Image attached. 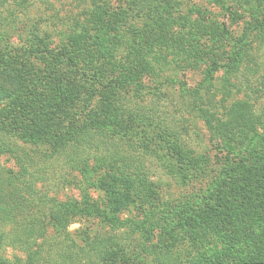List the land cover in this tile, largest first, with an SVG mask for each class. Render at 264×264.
Wrapping results in <instances>:
<instances>
[{"label":"rangeland","instance_id":"obj_1","mask_svg":"<svg viewBox=\"0 0 264 264\" xmlns=\"http://www.w3.org/2000/svg\"><path fill=\"white\" fill-rule=\"evenodd\" d=\"M134 1L0 0L2 46L15 53L26 47L30 49L32 44L37 46L43 39L45 47L51 41L54 49L62 42L60 35L65 39L79 32L78 55L85 61V73L94 74L89 66L91 57L112 48L117 50L122 64L132 68L134 63L127 62L125 55L133 53V45L148 52L157 32L155 29L148 32L144 18L119 21L124 13L138 11ZM167 3L175 18L167 31L168 38L175 40L174 48L184 46L191 53L178 57V64H173L168 72H161L158 78L154 73L146 76L143 99L134 98L131 91L110 95L116 108L111 113L112 127L138 147L137 155L147 167L150 193L130 196L126 182L120 181L124 196L110 194L106 187L110 172L96 168L95 152L73 153L63 163L43 167L38 187L42 188V194L62 204L74 202L81 208L89 204L93 206L91 209L103 211L110 221L96 211L75 215L47 210L42 220L47 230L39 243L45 246L43 249L53 248L58 254L62 246L70 247L78 255L72 254L77 264H159L161 261L215 264L217 259L223 264H239L247 257L251 259L248 261L263 262L264 222L260 217L263 218L264 210L259 209V204L264 205L260 177L264 169V49L259 33L264 29V0H243V3L169 0ZM253 8L262 14L253 16ZM134 12L129 16L133 17ZM151 51L158 54L155 46ZM239 52L245 56L234 63L231 58ZM174 59L171 57L169 61ZM214 63L220 68L213 67ZM214 68L217 72L209 87L204 80L207 71ZM2 77L10 79V74L2 72ZM154 81L164 85L158 99L153 93L148 94L155 86ZM73 91L82 101L89 93L82 87ZM105 96L98 94L91 100V107H96L92 112L99 111ZM15 98L0 100V110H14ZM239 103L243 107L237 113L231 108ZM83 105L88 111L86 119L96 116L90 113L88 102L76 103V107ZM209 115L228 123L232 131L219 130L217 121L208 124ZM150 116L159 123L157 126L149 120ZM80 121L81 126L84 121ZM69 122L70 118L66 119L61 127L70 128ZM61 127L58 132H62ZM242 132L248 140L239 137ZM168 141L179 147L180 161L177 162L174 151L166 148H162V153L169 162L152 156L154 149L165 147ZM50 150L48 147L47 151ZM90 150H96V146ZM84 164L88 165L86 170ZM2 165L17 169V162L8 156L2 157ZM177 172L180 174L176 175ZM239 173L256 177L239 181ZM224 194L236 211L237 224L233 232L226 231L227 239L223 234L214 235L208 224L199 221L201 213L211 216L207 198L211 195L222 198ZM257 197L261 199L256 200ZM226 204L225 201L221 211H228L229 208L223 209ZM59 224L65 227L59 229ZM95 248L118 254L114 260H103L96 252L94 255L91 252V256L89 250ZM68 251L67 248L62 251V258ZM5 256L13 262L25 261L27 253L8 248Z\"/></svg>","mask_w":264,"mask_h":264},{"label":"trees","instance_id":"obj_2","mask_svg":"<svg viewBox=\"0 0 264 264\" xmlns=\"http://www.w3.org/2000/svg\"><path fill=\"white\" fill-rule=\"evenodd\" d=\"M167 2L169 0H135L133 5L139 6L138 11H130L131 13L134 12L135 15L130 17L129 12L121 16L122 20L119 21L122 23L128 18L134 21L144 18L148 32L153 29L157 31L153 34L152 41L154 42L148 52H144L139 46L133 45V53L129 56L125 55L124 59L127 62L134 63V65L131 64L132 68L122 64V58L119 59L117 50L112 48L91 57L89 66L94 69V74L90 76L85 73V61L81 55H78L81 47L79 32L65 39L60 35L62 42L58 48L52 49L51 46L54 43L51 41L45 47V42L41 39L37 46L32 44L30 49L26 47L23 48L24 50H17L15 53L12 52L11 48H9L10 51L5 50L4 45L2 46V38L0 39V100H3L4 97L8 99L16 97L13 105L15 106L14 110H0V264H60L61 260H63L61 264H65L66 260V264H77L74 261L75 257L72 256L75 253H72L70 247L62 246L58 254L53 248L43 249L45 246L39 243L47 230L42 223L44 213H47V210L50 212L56 210V212L63 214L68 212L75 215H88L96 211L97 214L104 215V218L110 221V218L103 211L93 210L91 209L93 206L89 204L84 208L79 207L74 202L62 204L42 194V188L38 187V182L42 178L40 172L44 169L43 167L58 162L63 163L68 159L67 157L73 156V153L79 151L89 154L95 152L93 157H95L96 168L98 170L108 169L110 172V181L106 185L110 194L124 196V186L118 184L120 181L126 182L127 192L130 196H147L150 193L147 167L141 157L137 155L138 147L130 144L120 131L112 127L114 121L111 113L112 111L116 112V108L110 101V95H116L118 92L122 94L126 91L130 93L131 91L134 98L143 99L147 89L145 85L146 76L154 73L155 77L158 78L161 72H168L173 64H178L180 59L178 57L188 56L191 53L187 52L184 46H180L178 49L174 48L172 43H175V40L170 41L168 38L167 31L175 18L171 8L166 7ZM240 2L243 3V0ZM252 11L253 16L262 14L256 8H253ZM164 34L165 36H163ZM259 36L264 49V29L260 31ZM46 38L49 40L48 36ZM124 42L126 40L122 44ZM154 46L158 54L151 51ZM191 56L193 55L191 54ZM244 56L239 52V54H235V58H231V61L238 63ZM171 57L175 59L169 61ZM176 58L178 59L176 60ZM215 66L220 68L214 63L213 67ZM217 68L207 71L204 81L209 84V87L214 82ZM158 71L159 73H157ZM2 72L9 73L10 79L1 78ZM78 82L79 84H76ZM153 83L155 86L153 89L150 88L148 94L153 93L152 95L158 99L163 93L164 85L155 81ZM81 87L89 92L84 101L80 100L73 91L74 88L80 91ZM100 87H103L104 90H100ZM103 93L106 95L104 103L98 108V112H92L96 107H91L93 103L91 100ZM139 100L136 101L140 102ZM70 101L75 103H69ZM78 102H88L90 113H94L96 116L92 117L91 120L86 119L87 108L85 105L76 107ZM157 104H155L156 107ZM242 107L243 104L239 103L233 105L231 109L238 113ZM69 118L70 128L67 126L62 128L61 125ZM210 118L211 120H209ZM81 119L84 123L80 126ZM149 120L154 122L155 126L159 124L155 123L152 116L149 117ZM217 120L215 116H207L208 124ZM105 121L109 124L105 125ZM217 122L219 130L222 128L229 129L228 123ZM60 127L62 132H58ZM231 136L234 137L235 134L231 133ZM239 137L243 140L249 139L247 135H243V132ZM168 142L165 143V147L159 146L154 149L152 156L161 162L165 160L169 162L166 159V154L162 153L164 152L163 149L166 148L169 152L174 151L177 162L180 161L179 147L174 146L173 142ZM94 145L96 150H90ZM48 147L52 150L47 151ZM70 149L72 151L67 152ZM4 156H8L17 162L16 170L3 167L2 157ZM83 166L85 170L88 168L87 164ZM260 172L261 185H264V169ZM175 174L179 175L180 173ZM238 177L239 181H244L254 178L256 175L239 173ZM224 195L225 197L222 198L218 195H211L207 198L211 216L201 213L199 221L208 224V229L214 231V235L223 234L226 238V231L231 230L233 232L237 224L234 222L236 211L231 207V203L226 200L227 194ZM259 197L262 198L263 196L259 195ZM259 197L256 200L261 199ZM225 201L227 204L226 207L224 205L223 209L229 208L227 212L221 211ZM259 209L264 210V205L259 204ZM231 213L233 215H229ZM229 216L230 221L228 222ZM261 216L263 218L260 217V219L264 222V215ZM58 227L60 229L65 225L59 224ZM55 244L60 245L57 242ZM8 248L26 252L25 261L16 259L13 262V260H9L5 256ZM66 248L69 251L62 258L64 255L62 251ZM89 251L93 255L94 252L98 253L103 260H111L118 254L117 251L112 250L110 252L104 248L103 251L101 248ZM80 252L85 253L82 249ZM69 256L70 258H68ZM245 259L239 264H264V261H248L251 260L248 257ZM42 260L45 262L43 263ZM159 264L167 263L161 261ZM169 264H175V262ZM215 264L223 263L218 262L217 259Z\"/></svg>","mask_w":264,"mask_h":264}]
</instances>
